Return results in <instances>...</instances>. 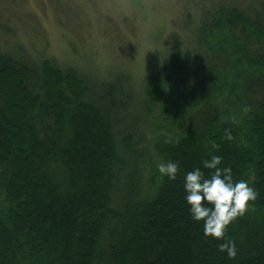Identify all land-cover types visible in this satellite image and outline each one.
<instances>
[{
    "label": "trees",
    "instance_id": "trees-1",
    "mask_svg": "<svg viewBox=\"0 0 264 264\" xmlns=\"http://www.w3.org/2000/svg\"><path fill=\"white\" fill-rule=\"evenodd\" d=\"M178 1L180 23L161 29L156 67L143 75L121 63L63 66L0 9V264H264V0ZM216 30L250 68L237 84L241 118L216 101L230 66L210 46ZM176 90L190 104L180 132L155 149L180 170L147 197L153 113ZM213 154L258 194L226 230L234 259L185 201V173L209 177Z\"/></svg>",
    "mask_w": 264,
    "mask_h": 264
},
{
    "label": "rangeland",
    "instance_id": "rangeland-1",
    "mask_svg": "<svg viewBox=\"0 0 264 264\" xmlns=\"http://www.w3.org/2000/svg\"><path fill=\"white\" fill-rule=\"evenodd\" d=\"M53 4L61 7L64 21L56 17ZM179 4L178 0H137V3L132 0H0V9L8 5L3 15L12 17L27 37L37 40L38 46L63 66L74 64L82 70H92L94 64L103 71L109 63H121L131 73L143 75L156 67L157 48L163 43L161 29H164L162 34L169 33L180 23ZM210 46L226 51L224 55L230 61L218 85L216 101L241 118L243 107L237 103V84L240 72L250 69L249 65L245 61L242 65L235 58L230 44L218 30L211 32ZM168 99L159 102L158 111L155 108L154 131L142 161V191L147 197H153L163 181L156 167L161 160L155 146L161 139L172 138L180 132L184 109L190 104L187 96L178 90Z\"/></svg>",
    "mask_w": 264,
    "mask_h": 264
},
{
    "label": "clouds",
    "instance_id": "clouds-1",
    "mask_svg": "<svg viewBox=\"0 0 264 264\" xmlns=\"http://www.w3.org/2000/svg\"><path fill=\"white\" fill-rule=\"evenodd\" d=\"M225 132V138L231 140V132L227 129ZM175 142L178 143V140ZM213 147L218 149L219 145L213 144ZM222 161L223 157L216 154L203 161V168L212 170L207 178L200 167L186 172L183 189L191 219L202 221L203 235L222 241L218 245L219 251L234 259L238 254L237 246L234 240L226 237V230L234 219L245 213L249 202L254 201L258 194L249 181H234L231 167H221ZM156 167L161 177L170 181L177 179L179 162L162 159Z\"/></svg>",
    "mask_w": 264,
    "mask_h": 264
}]
</instances>
